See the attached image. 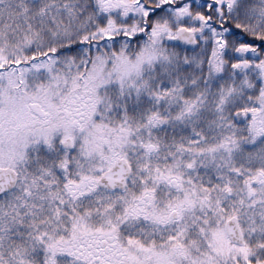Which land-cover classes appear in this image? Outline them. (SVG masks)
Returning <instances> with one entry per match:
<instances>
[{
  "label": "snow or ice",
  "instance_id": "snow-or-ice-1",
  "mask_svg": "<svg viewBox=\"0 0 264 264\" xmlns=\"http://www.w3.org/2000/svg\"><path fill=\"white\" fill-rule=\"evenodd\" d=\"M0 264H264V0H0Z\"/></svg>",
  "mask_w": 264,
  "mask_h": 264
}]
</instances>
